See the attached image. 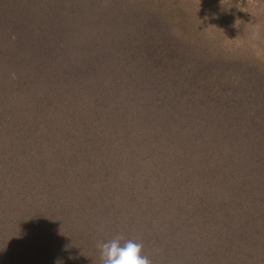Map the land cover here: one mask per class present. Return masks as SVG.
<instances>
[{
	"label": "trees",
	"instance_id": "1",
	"mask_svg": "<svg viewBox=\"0 0 264 264\" xmlns=\"http://www.w3.org/2000/svg\"><path fill=\"white\" fill-rule=\"evenodd\" d=\"M170 29L149 0H0V264H101L117 235L264 264V64Z\"/></svg>",
	"mask_w": 264,
	"mask_h": 264
},
{
	"label": "rangeland",
	"instance_id": "2",
	"mask_svg": "<svg viewBox=\"0 0 264 264\" xmlns=\"http://www.w3.org/2000/svg\"><path fill=\"white\" fill-rule=\"evenodd\" d=\"M149 1L164 11L170 31L180 39V49L191 47L189 52L208 61L216 60L211 57L225 51L232 58L251 57L264 64V0ZM168 35L169 31L165 32V42ZM193 66L196 62L187 59L178 65ZM203 75L200 71V75L193 77Z\"/></svg>",
	"mask_w": 264,
	"mask_h": 264
},
{
	"label": "clouds",
	"instance_id": "3",
	"mask_svg": "<svg viewBox=\"0 0 264 264\" xmlns=\"http://www.w3.org/2000/svg\"><path fill=\"white\" fill-rule=\"evenodd\" d=\"M121 241H124L121 243ZM101 264H152L148 256L143 255L144 245L117 235L107 242H98Z\"/></svg>",
	"mask_w": 264,
	"mask_h": 264
}]
</instances>
